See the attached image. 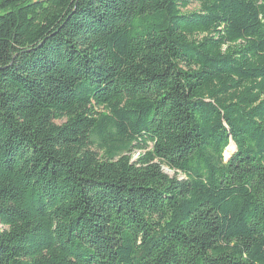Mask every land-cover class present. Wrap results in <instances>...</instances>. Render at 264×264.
Returning <instances> with one entry per match:
<instances>
[{"label": "trees", "instance_id": "16d2710c", "mask_svg": "<svg viewBox=\"0 0 264 264\" xmlns=\"http://www.w3.org/2000/svg\"><path fill=\"white\" fill-rule=\"evenodd\" d=\"M191 1L0 0V264H264V0Z\"/></svg>", "mask_w": 264, "mask_h": 264}, {"label": "rangeland", "instance_id": "374dc122", "mask_svg": "<svg viewBox=\"0 0 264 264\" xmlns=\"http://www.w3.org/2000/svg\"><path fill=\"white\" fill-rule=\"evenodd\" d=\"M199 8V3L198 2H196V1H191L190 3H189V5L185 8V11H193V10H197ZM234 150V146L233 145H231V143L227 146V148L225 149V151H224V153H223V156H224V159H227L229 156H230V154H231V152ZM137 151H135L134 152V157H136V155H137ZM163 171L166 173V174H168V175H170V176H172L173 175V171L172 170H170V169H168V168H163ZM180 178H182V176H180ZM3 227L0 225V229H2Z\"/></svg>", "mask_w": 264, "mask_h": 264}]
</instances>
